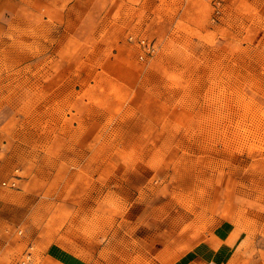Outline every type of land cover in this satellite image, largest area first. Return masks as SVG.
<instances>
[{"label": "rangeland", "instance_id": "obj_1", "mask_svg": "<svg viewBox=\"0 0 264 264\" xmlns=\"http://www.w3.org/2000/svg\"><path fill=\"white\" fill-rule=\"evenodd\" d=\"M111 1L0 0V264H264V0Z\"/></svg>", "mask_w": 264, "mask_h": 264}, {"label": "crops", "instance_id": "obj_2", "mask_svg": "<svg viewBox=\"0 0 264 264\" xmlns=\"http://www.w3.org/2000/svg\"><path fill=\"white\" fill-rule=\"evenodd\" d=\"M120 1V0H119ZM147 5H149V2H144L141 4L138 3H134V2H130V0H123V2H117L116 0L111 1V3L109 4V7L111 10H116V11H140L143 9L147 8ZM145 7V8H144ZM152 6L149 5L148 9H151ZM78 243V242H77ZM75 243V245L77 244ZM81 251H84L85 253L88 252L89 254L90 251H92V247H90V245H86V248H84L83 246H79Z\"/></svg>", "mask_w": 264, "mask_h": 264}, {"label": "built area", "instance_id": "obj_3", "mask_svg": "<svg viewBox=\"0 0 264 264\" xmlns=\"http://www.w3.org/2000/svg\"><path fill=\"white\" fill-rule=\"evenodd\" d=\"M7 186V183H2V184H0V187H6ZM13 186H14V184H13Z\"/></svg>", "mask_w": 264, "mask_h": 264}]
</instances>
